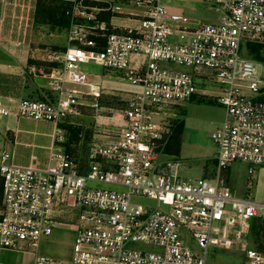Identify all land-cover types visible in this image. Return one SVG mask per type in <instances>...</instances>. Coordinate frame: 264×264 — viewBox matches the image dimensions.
Returning <instances> with one entry per match:
<instances>
[{
	"label": "built area",
	"instance_id": "obj_1",
	"mask_svg": "<svg viewBox=\"0 0 264 264\" xmlns=\"http://www.w3.org/2000/svg\"><path fill=\"white\" fill-rule=\"evenodd\" d=\"M60 1L71 4L69 46L51 54L56 65L41 72L53 97L0 96V116L55 125L45 167L35 155L15 164L0 149V248H30L33 264H206L208 249L217 246L238 249L242 264H264V237L255 236L259 247L251 244L252 227H264V192L259 199L241 196L222 175L233 163L245 165L248 191L264 175V79L243 50L264 42V0H203L215 18L194 29L165 0H124L141 10L139 24L106 34L103 46L75 22L92 19L83 0ZM14 6L25 19L28 4ZM88 63L116 70L141 89L126 100L120 129H98L107 141L90 144L82 172L61 145L60 124L83 99L101 108L102 90L89 81ZM196 97L215 99L224 118L210 136L213 177L184 178L182 162L165 152L170 127L160 115ZM68 224L75 227L70 262L38 255L39 242Z\"/></svg>",
	"mask_w": 264,
	"mask_h": 264
},
{
	"label": "crops",
	"instance_id": "obj_2",
	"mask_svg": "<svg viewBox=\"0 0 264 264\" xmlns=\"http://www.w3.org/2000/svg\"><path fill=\"white\" fill-rule=\"evenodd\" d=\"M200 1L204 2L203 0ZM15 2L16 0H0V82H7L10 79L16 80L22 74L28 75L32 72L31 67L36 68L40 75L34 74V78L29 79L33 89L37 90L36 94H32V96L36 95V97H20L25 94L22 88L9 89V86H3V83L0 86V96L4 100L6 98L50 100L52 98L50 95H53V91L48 84V80L41 75V72L49 71L56 65H47V62L51 61L49 60L51 54L62 52L69 46L67 36L71 20L65 11L71 4L68 1L60 0H23L29 6L27 17L24 19L21 18V14L24 15L25 13L19 7L14 6ZM164 3L168 11L187 16L190 20V29H194L195 26L201 23L210 22L215 18V15H211L212 11L207 6H205V10L210 12L209 15L205 13V15L199 16L191 0H165ZM83 4L86 6V11L89 10L87 13L92 16V19L79 17L75 18V22L87 29V37L93 39L98 46L105 44L106 34L110 32H125L128 29H132L139 24L141 18V10L124 0H83ZM141 59L143 57L137 56L133 62L137 61L136 64L139 65ZM88 64L99 68V71H86L89 81L100 85L102 90L100 102L103 99L119 100L111 97H121V95H124V99L127 100L141 89L136 85H124L125 80L122 74L116 70L94 63ZM79 88L83 91L88 90L87 86ZM46 89H49L51 94L42 92V90ZM121 91L124 93H121ZM88 102V99H83L77 113L70 115L64 122L74 123L73 120L81 115L82 110L85 108L90 109L88 108ZM101 109H105V107L101 105ZM60 128L63 133L62 124H60ZM102 128L111 132L118 130L108 125L95 128L89 140L88 149L93 142L107 141L106 136L98 133V129ZM54 132L55 125L48 121H34L17 115L0 116V149L8 151L12 162L15 164L27 165L31 162V156L35 155V164L45 167L48 161V149L53 142ZM183 135L182 131L180 141ZM64 141L61 144L62 147L76 160L80 170L84 172L88 149L85 154H76L72 150L67 149ZM180 147L181 143H179V149ZM262 177L263 174L260 175L257 184L250 191L245 188L243 181L240 190H244L243 192L248 196L250 194L257 199L261 198L259 196H262L264 192ZM233 190L241 196L245 194H240L236 189ZM62 227H68V230L72 232L71 244H73L75 236L74 225H62L55 229H61Z\"/></svg>",
	"mask_w": 264,
	"mask_h": 264
},
{
	"label": "rangeland",
	"instance_id": "obj_3",
	"mask_svg": "<svg viewBox=\"0 0 264 264\" xmlns=\"http://www.w3.org/2000/svg\"><path fill=\"white\" fill-rule=\"evenodd\" d=\"M191 2L197 14L199 13V16H203L205 13L209 15L210 12L205 10L206 5L204 2L200 0H191ZM211 15H213V12ZM243 50L245 56L257 63L258 69L264 79V42L252 46L246 44ZM48 64L50 66L56 63L54 61H48ZM169 66L172 68L177 67L172 64ZM84 67L88 72L99 71V68L93 65L87 64ZM34 74L37 76L40 75L36 68L28 75L22 74L16 80L10 79L7 82H0V86L3 83V86H9V89H16V87L22 88L25 94L20 97H36V95L32 96V94H36L37 90L33 89V86L29 83V79L34 78ZM124 85L130 86L127 81H124ZM42 92L44 94H51L49 89L42 90ZM121 93L124 92L121 91ZM50 96L53 97L52 94ZM123 96L111 97L118 98L119 100L103 99L100 103L105 109L98 108L96 111L85 108L81 111V115L73 120L74 123H62V127L64 128V144L67 146V149L72 150L76 154H85L95 128L108 125L109 127L120 129L123 123L121 110L125 107L126 102ZM163 117L168 120L170 127V134L165 145V151L167 155H173L183 163L182 176L184 178L212 177L216 170V160L214 157L216 147L210 136L215 128L223 121V106L215 99L197 97L188 102L176 103L173 109H163L160 118ZM182 131L184 135L180 141ZM179 143H181L180 149ZM222 175L227 179L230 187L238 190L240 194L245 193L243 192L244 190H240L246 177L245 165L233 163L222 172ZM263 177L261 179L262 181H264ZM141 202L152 203L149 200L143 199ZM257 225L259 226V223ZM53 232L47 239H42L39 242L37 254L43 255L53 262L69 263L72 250V232L68 230V227L58 228ZM256 239L255 235H251V244L254 247H259L256 245ZM29 250L17 252L0 248V264H33L34 255ZM242 263L243 255L238 249H225L217 246L208 249L206 264Z\"/></svg>",
	"mask_w": 264,
	"mask_h": 264
},
{
	"label": "trees",
	"instance_id": "obj_4",
	"mask_svg": "<svg viewBox=\"0 0 264 264\" xmlns=\"http://www.w3.org/2000/svg\"><path fill=\"white\" fill-rule=\"evenodd\" d=\"M255 44H260V43H255ZM250 45L252 46L254 44H250ZM252 235H255L257 238H260V237L263 238L264 237V227H263V224H262V226L258 230H256L255 227L253 226L252 227Z\"/></svg>",
	"mask_w": 264,
	"mask_h": 264
}]
</instances>
